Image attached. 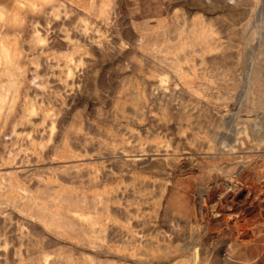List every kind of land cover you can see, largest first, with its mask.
I'll list each match as a JSON object with an SVG mask.
<instances>
[{
    "label": "rangeland",
    "instance_id": "obj_1",
    "mask_svg": "<svg viewBox=\"0 0 264 264\" xmlns=\"http://www.w3.org/2000/svg\"><path fill=\"white\" fill-rule=\"evenodd\" d=\"M0 264H264V0H0Z\"/></svg>",
    "mask_w": 264,
    "mask_h": 264
}]
</instances>
